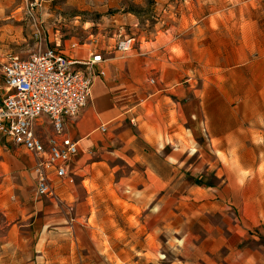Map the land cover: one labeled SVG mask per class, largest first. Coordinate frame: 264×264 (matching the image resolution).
Instances as JSON below:
<instances>
[{
	"label": "rangeland",
	"instance_id": "obj_1",
	"mask_svg": "<svg viewBox=\"0 0 264 264\" xmlns=\"http://www.w3.org/2000/svg\"><path fill=\"white\" fill-rule=\"evenodd\" d=\"M126 35L135 45L118 51ZM56 42L121 62L143 51L159 59L136 87L109 90L105 109L117 112L79 155L75 183L105 175L103 204L113 207L71 209L64 186L60 201L37 197L16 218L24 239L15 253L0 244V264H264V0H0V61ZM153 129L166 164L143 140ZM8 140L0 184L3 150L16 148ZM144 159L164 176L145 192ZM29 171L20 182L34 192ZM133 202L147 203L144 217L131 215Z\"/></svg>",
	"mask_w": 264,
	"mask_h": 264
},
{
	"label": "built area",
	"instance_id": "obj_2",
	"mask_svg": "<svg viewBox=\"0 0 264 264\" xmlns=\"http://www.w3.org/2000/svg\"><path fill=\"white\" fill-rule=\"evenodd\" d=\"M42 30L36 22L35 35L41 36ZM135 41L134 36H123L117 50H131ZM83 47L79 42L68 46L69 51L79 53L76 57L57 45L27 58L14 55L0 61L4 89L0 97V136L33 156L36 195L54 201H60L54 180L72 175L71 163L79 152L78 141L66 133L67 121L88 105L96 80L106 75L104 54ZM42 119L53 131L46 138L37 133ZM99 129L106 132L108 126L102 124Z\"/></svg>",
	"mask_w": 264,
	"mask_h": 264
},
{
	"label": "crops",
	"instance_id": "obj_3",
	"mask_svg": "<svg viewBox=\"0 0 264 264\" xmlns=\"http://www.w3.org/2000/svg\"><path fill=\"white\" fill-rule=\"evenodd\" d=\"M108 1H117L121 0H108ZM160 32H158L159 35ZM57 41V40H56ZM152 43H157L158 39L152 40ZM60 42H56V46H59ZM48 47V46H47ZM46 47V48H47ZM55 47V46H53ZM69 56H79V53H73L69 51L68 46L65 45L63 48ZM118 52V51H116ZM142 57L137 59L136 61H127L121 62L118 60V56L113 57L111 59L107 58L105 62L106 75L104 77H99L94 85L92 98L89 101L88 105L79 113L76 118L69 119L66 124V133L73 139L78 141L79 144V152L73 158L71 163L72 167V175L66 177L64 179H55L54 184L56 188V192L58 193V187L64 186L65 198L70 207H113V205L103 204V178L105 175L96 174L95 176L89 175L84 176L78 179V182L75 183L74 178L78 176V169L80 168L79 164L81 158H79L80 153L83 151V145L89 146L94 144V142H85L88 136L92 131H99L101 123L104 119L109 116H115L116 109H105V105L107 104V94L114 85L117 84H127L128 86L136 85L140 82L141 73L143 71L149 70L152 66L157 63L159 57L153 56L150 52H141ZM124 66V67H122ZM125 67L128 68L127 71H123ZM123 69V70H122ZM120 83H116L117 80L121 79ZM151 79L155 78L152 77ZM150 79V80H151ZM151 82V81H150ZM116 83V84H115ZM135 89V88H134ZM143 99V98H141ZM40 126L38 127H46L45 130L40 131L37 127V133L42 135L43 138L48 136V130L52 131L51 125L45 120L42 119L39 121ZM101 123V124H100ZM109 129V126H108ZM107 129V130H108ZM101 131V130H100ZM53 132V131H52ZM103 132V131H102ZM52 134V133H51ZM159 131L157 129H153L150 133L147 131L144 132V142L149 144L150 157H158L160 161L164 164L167 163V157L163 154L161 149L155 147V143L153 141H157L160 138ZM2 137L0 136V140ZM8 139V138H6ZM91 140V139H90ZM10 141V140H8ZM12 143V141H10ZM159 142V141H158ZM13 144V143H12ZM14 145V144H13ZM16 146V145H15ZM154 148V150L152 149ZM21 150V151H20ZM4 160L8 165V173L3 174V179L0 184V227L8 228L7 235L4 237H0V244H7L8 247L4 249L5 251H10L11 253H15V247L13 245L18 244L23 241L24 236L18 235V229L20 223L17 217H19V213L21 212L22 207H38L37 195H36V187L35 191L26 190V181H23L24 184H21V179L23 180L25 173H29V169L31 170V175L34 177V183L36 185V174L33 171L34 158L33 156L24 148L20 146H16V148H12V150L4 149ZM177 158V155H175ZM185 158H189L188 155ZM146 164H144L143 177L144 182L142 185V189L140 191L145 192L146 187L151 185L152 179L163 180L164 176L156 169L152 167L150 161L144 159ZM184 163V160H181L178 163V166H181ZM109 174H106V179ZM9 180V181H8ZM96 181L95 183H91L89 188L84 187V183L86 181ZM100 181V183H99ZM25 185V186H23ZM74 187V189H73ZM111 190V189H105ZM60 196V195H59ZM76 202V203H75ZM139 207H135V202L127 205L128 208L132 209V216L135 217L137 214V210L139 212H143L140 216L144 217V210L147 206V203L144 202ZM137 208V209H135ZM32 214V213H31ZM138 216V217H140ZM26 237L25 239H28ZM148 239L146 238V241ZM145 243V241H144Z\"/></svg>",
	"mask_w": 264,
	"mask_h": 264
},
{
	"label": "bare ground",
	"instance_id": "obj_4",
	"mask_svg": "<svg viewBox=\"0 0 264 264\" xmlns=\"http://www.w3.org/2000/svg\"><path fill=\"white\" fill-rule=\"evenodd\" d=\"M195 151V150H194Z\"/></svg>",
	"mask_w": 264,
	"mask_h": 264
}]
</instances>
